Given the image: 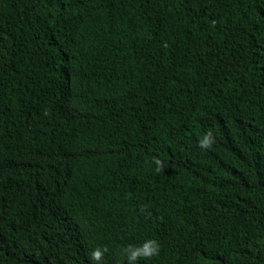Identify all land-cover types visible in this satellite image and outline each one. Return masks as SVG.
Wrapping results in <instances>:
<instances>
[{
	"label": "trees",
	"instance_id": "1",
	"mask_svg": "<svg viewBox=\"0 0 264 264\" xmlns=\"http://www.w3.org/2000/svg\"><path fill=\"white\" fill-rule=\"evenodd\" d=\"M0 264H264V0H0Z\"/></svg>",
	"mask_w": 264,
	"mask_h": 264
},
{
	"label": "clouds",
	"instance_id": "2",
	"mask_svg": "<svg viewBox=\"0 0 264 264\" xmlns=\"http://www.w3.org/2000/svg\"><path fill=\"white\" fill-rule=\"evenodd\" d=\"M201 144L204 146H208L207 139L202 140ZM158 251H159V246L157 242L148 241L144 243L141 248L130 250V254L128 258L130 262H134L136 261L138 256H145V257L154 256L158 253ZM91 255L94 259L99 260L101 256V252L99 250H94Z\"/></svg>",
	"mask_w": 264,
	"mask_h": 264
}]
</instances>
